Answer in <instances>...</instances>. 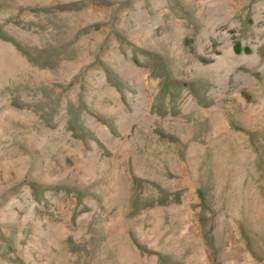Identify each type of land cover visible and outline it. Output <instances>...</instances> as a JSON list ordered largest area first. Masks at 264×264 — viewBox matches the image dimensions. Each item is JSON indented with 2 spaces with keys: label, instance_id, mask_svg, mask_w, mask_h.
I'll list each match as a JSON object with an SVG mask.
<instances>
[{
  "label": "rangeland",
  "instance_id": "1",
  "mask_svg": "<svg viewBox=\"0 0 264 264\" xmlns=\"http://www.w3.org/2000/svg\"><path fill=\"white\" fill-rule=\"evenodd\" d=\"M0 264H264V0H0Z\"/></svg>",
  "mask_w": 264,
  "mask_h": 264
}]
</instances>
